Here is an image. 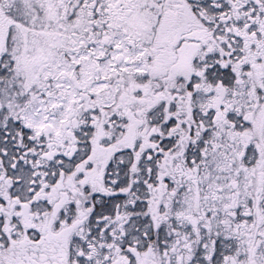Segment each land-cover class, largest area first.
Instances as JSON below:
<instances>
[{"label": "snow or ice", "instance_id": "snow-or-ice-1", "mask_svg": "<svg viewBox=\"0 0 264 264\" xmlns=\"http://www.w3.org/2000/svg\"><path fill=\"white\" fill-rule=\"evenodd\" d=\"M0 264H264V0H0Z\"/></svg>", "mask_w": 264, "mask_h": 264}]
</instances>
